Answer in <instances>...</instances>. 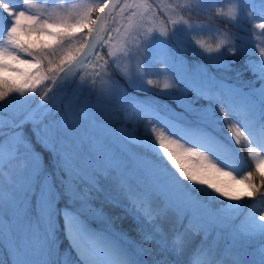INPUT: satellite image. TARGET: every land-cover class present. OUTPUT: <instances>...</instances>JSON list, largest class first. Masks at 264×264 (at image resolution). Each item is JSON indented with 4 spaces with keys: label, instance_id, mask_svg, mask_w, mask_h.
Here are the masks:
<instances>
[{
    "label": "rangeland",
    "instance_id": "obj_1",
    "mask_svg": "<svg viewBox=\"0 0 264 264\" xmlns=\"http://www.w3.org/2000/svg\"><path fill=\"white\" fill-rule=\"evenodd\" d=\"M99 1L75 0L70 4L52 5L49 11H42L23 0H8L10 11L14 15L10 26L5 23V18L0 17V27L6 33L0 31V41L3 44L2 40L5 39L6 52L11 54L8 59L14 65L3 67L0 77L9 79L16 91L10 98L0 99V129L23 118L34 104L38 92L44 87L46 89L42 92L45 94L55 84L54 72L78 49L85 29L80 27L79 32L74 34L67 33L64 29L60 42L55 46H48V57L43 60L29 59L27 62L18 56L19 53L17 55L9 48V44L14 43L10 36L19 40V36L15 35L17 28H29L30 24L36 29L35 23L39 17H55V20H64L67 24L88 19L89 7L93 3L99 4ZM206 1L119 0L109 17L104 36L106 60L103 59L100 64L87 70L85 78L75 84L74 92L66 100H62V106L56 107L62 101L48 109H45L47 103L39 105L34 113V118L39 121L28 122L24 128H16L1 135L0 240L11 264H83L71 247V240L76 236L80 238L83 231L72 221V209L57 207L59 194L52 183V176L68 193V201L77 210L86 214L90 220L97 221L99 226L102 225L113 236L118 235V227L111 224L103 209L86 201L83 188L75 186L78 182L74 181L77 177L73 171L79 173L77 170L85 159L88 162L94 160L99 166L98 170L102 166V159L104 163L110 160L113 161L112 165H116L120 154L123 161L135 164H129V168L134 167V170H140L151 179V190L148 192L152 194L149 195L157 196L158 206L168 207L167 210L172 213L170 218L177 220L186 217L188 221L198 224L206 234L211 233L212 240L209 244L223 242L224 258L239 259L242 262L240 264H264V210L259 204L248 202L252 191L245 183H235L237 169L234 150L215 138L214 143H218L219 147H210L201 153L207 159L209 170L211 168L219 177L230 176V184L222 189L215 185L214 180L204 182L199 177L193 179L180 166L178 159L169 157V153L164 154L156 147L165 142L166 131L175 133L179 129H185L209 132L208 129L211 128L202 121L209 124L215 118L209 105H193L186 96L185 89L173 83L171 75H182L201 92L214 89L236 94L241 90L239 87L228 86L215 75L214 68L218 70L225 67L222 54L229 41L225 32L214 30L213 35L211 34L213 44L212 41L207 44L205 40L192 41L188 38L191 30L198 31L203 24L194 23L182 15L188 11H203ZM242 1L244 0H221L223 7L215 12V16L242 24L245 18L241 12ZM262 3L264 4V0ZM56 7L65 10L57 12ZM179 9L185 11L181 13ZM65 12L69 14L63 15ZM19 44L26 50V44ZM137 50L142 53L138 54ZM185 53L194 56L190 61L192 68H189ZM156 59H168L170 63L166 68L156 70L166 72L165 79L158 80L159 72L150 74L153 68L149 67ZM110 71L113 75L116 72L124 75L129 86L144 91L145 95L168 97L174 103H167L169 108L162 113L157 112L158 118L150 119L147 113L155 116L150 113V103L144 101L143 104L137 98L134 100L127 97L123 84L119 85L118 80L107 74ZM147 74L158 80L157 87L150 83ZM70 84L72 86L73 83ZM260 87L262 85H257L256 88ZM247 95L263 101L260 90H251ZM127 98H130V109L122 114L120 122L115 110L124 105ZM191 115H195V120H201L199 123L202 124L188 125L193 122ZM239 131L247 140L246 152L255 169L264 176V126L260 125L254 133L242 131L241 128ZM28 135L32 136V141ZM115 149L119 150V155ZM218 150L226 157V164L216 162ZM43 153L48 156L47 172L42 169ZM132 171L133 169L125 173L132 185L138 186L140 180L145 181L143 177H139L140 180L135 178ZM137 173L140 176V172ZM78 175L80 178L88 177V174L85 177L81 173ZM57 228L62 229L65 240L58 238L52 245L54 253L50 255V241ZM98 241L97 246L100 248L97 250L102 257H95L103 263L108 261L110 264H120V260L116 261L114 258L116 253L112 245L109 243L108 247H111L114 254L106 249L105 241ZM85 247L89 250L92 248L88 244Z\"/></svg>",
    "mask_w": 264,
    "mask_h": 264
},
{
    "label": "trees",
    "instance_id": "obj_2",
    "mask_svg": "<svg viewBox=\"0 0 264 264\" xmlns=\"http://www.w3.org/2000/svg\"><path fill=\"white\" fill-rule=\"evenodd\" d=\"M51 1V0H48ZM69 2V0H63ZM2 8V6H0ZM97 5L89 8L91 15L95 14ZM6 11V6H3ZM242 15L245 17L242 24L232 23L230 21L218 19L215 12L222 9L218 0H209L203 11H188L184 12L185 18L194 21V23L203 24L198 31H190L188 37L195 40H205L207 44L213 41L211 34L218 29L220 32H225L229 37L227 46L223 49V59L225 67L218 69L222 72L224 78L228 82H235L239 85H246L247 87H257L262 85L264 91V12L262 8L255 2L243 1L241 4ZM65 12L63 15H68ZM214 14V15H213ZM11 15H9L10 17ZM65 18V17H64ZM90 25V18L82 21H73L67 24L64 20H55L51 22L42 21L40 27L36 29L17 28L16 35L19 36V43L26 44V50H23L28 56L38 60H43L49 56L47 52L48 46H55L60 42L62 31L65 29L67 33H77L80 27L86 29ZM244 40H241V38ZM105 48V46H103ZM188 58L193 57L186 54ZM48 70V68H46ZM16 91L15 85L5 79H0V99L10 98ZM201 101V100H200ZM211 104V101H210ZM241 109L231 108L230 103H212L211 110L213 116L216 118L217 124L221 127V132L224 135L236 142V148L239 154L243 157L240 174L243 177L246 185L251 189V200H260L264 204V176L255 169L252 162L249 161L244 148V141L236 134L235 128L232 124V119L238 121L244 127L255 123L254 118L249 115L247 107L242 104ZM32 141V136L28 135ZM44 154V153H43ZM46 161V160H44ZM46 163L44 166L46 167ZM56 187L61 186L55 183ZM85 195L90 202L99 206L108 216L111 224L118 227L119 232L129 238L136 246H140L142 255H138L131 251L130 248L124 247L121 243L124 252H127L131 258L132 264H144L141 262L142 256L147 261L146 264H236L233 259L224 258L223 247L218 242L212 251L211 257L196 256L200 254V247L209 245L212 240L211 233H205L200 227L195 224H189L191 229L183 224L176 225L175 229L163 227V239L166 243L155 236L152 229L146 225L143 220H137L132 214L125 212L121 207L112 205L108 199L94 187H87ZM65 198L66 193H62ZM60 196L58 203L64 201ZM103 205H102V204ZM108 213V215H107ZM119 217H122L120 219ZM195 232L196 238H190L191 231ZM184 234L187 233L184 237ZM198 233V236H197ZM198 249V250H196ZM202 249V248H201ZM195 256V257H194ZM191 260H193L191 262ZM188 261V263H186ZM191 262V263H190ZM0 264H10L7 252L0 240Z\"/></svg>",
    "mask_w": 264,
    "mask_h": 264
},
{
    "label": "bare ground",
    "instance_id": "obj_3",
    "mask_svg": "<svg viewBox=\"0 0 264 264\" xmlns=\"http://www.w3.org/2000/svg\"><path fill=\"white\" fill-rule=\"evenodd\" d=\"M116 3V0H110L108 3V8H112ZM105 15V10L100 13L96 25L95 30L100 32L103 27V19ZM90 50L88 48L86 51ZM5 57V50L4 45L0 43V70L5 67H12L14 64L9 59H4ZM68 76H64L63 78L58 80V88H62L66 82V78ZM185 137L177 138L175 136L164 135L165 142L158 146V149L162 152H168L170 155L169 157L178 159L180 162V166L185 168L195 179V177H199L201 181L208 182L211 180L215 181V185L217 187H221L225 189V186L230 184V176H221L219 177L216 172H212L211 168L208 169L209 165L207 161L204 159L203 156H200V150L213 147L217 149L218 143L211 142V139L207 137L204 133L198 131H184ZM203 148V149H202ZM219 163L226 164L225 160H221ZM212 173H211V172ZM77 240V239H76ZM73 249L77 252L78 257L82 260L84 264H110L108 261L106 263L101 262L95 256L99 254L100 247L96 244V239L91 241L92 248L89 250L88 248L84 247V245L71 240Z\"/></svg>",
    "mask_w": 264,
    "mask_h": 264
},
{
    "label": "water",
    "instance_id": "obj_4",
    "mask_svg": "<svg viewBox=\"0 0 264 264\" xmlns=\"http://www.w3.org/2000/svg\"><path fill=\"white\" fill-rule=\"evenodd\" d=\"M30 115H31V112L29 111V112H28V115H27V117L25 118L24 121H28L29 118H30ZM15 127H16V126H12L10 129H13V128H15Z\"/></svg>",
    "mask_w": 264,
    "mask_h": 264
}]
</instances>
